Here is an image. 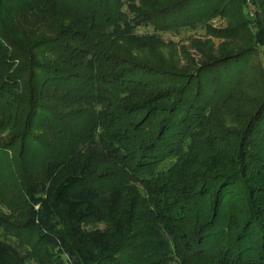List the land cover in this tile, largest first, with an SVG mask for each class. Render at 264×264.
<instances>
[{"label": "trees", "instance_id": "16d2710c", "mask_svg": "<svg viewBox=\"0 0 264 264\" xmlns=\"http://www.w3.org/2000/svg\"><path fill=\"white\" fill-rule=\"evenodd\" d=\"M251 1L253 18L243 0H0V161L25 200L14 238L0 224V264H264ZM230 4L217 46L189 40L199 60L156 53Z\"/></svg>", "mask_w": 264, "mask_h": 264}, {"label": "rangeland", "instance_id": "374dc122", "mask_svg": "<svg viewBox=\"0 0 264 264\" xmlns=\"http://www.w3.org/2000/svg\"><path fill=\"white\" fill-rule=\"evenodd\" d=\"M243 9L245 13L248 14L249 18H253L255 11L257 10L255 4L251 0H243ZM225 3V2H224ZM226 4V3H225ZM219 7V0H208V8H212L214 6ZM229 12L223 18H215L209 21V35L204 34V30L200 27L196 29L187 28L185 31H182L179 35L168 33L163 35V39L165 41H172L174 43V47H159L156 48V53L159 55H164L166 53H174L177 57H181L179 49L185 50L184 52L189 58H193L195 60H199V55L196 49V42L203 43L204 41H209L213 43L215 46L220 42L215 38L214 34L217 31L223 30L227 24L226 20H230L231 13L236 11L232 4L229 5ZM218 34V33H217ZM189 40H195L196 42L191 43ZM194 45V47H193ZM192 47V48H191ZM155 52V51H154ZM150 52H141L142 57L149 56L151 57ZM252 64L257 62V56L252 54L249 60ZM18 148V147H17ZM12 155L8 154L5 162L0 161V224L1 231L5 232L6 235L14 238L12 235L15 232L20 231L18 225V217L21 215L24 209V199L20 195V178L18 174L12 169L11 162L14 159L11 158ZM41 157L38 155L36 159V163L40 160ZM87 228H99L106 229L105 225H97V224H88ZM21 247L25 248L27 251L31 249V247L36 243V238L33 234L22 231L21 232ZM54 256H58L56 250L53 252Z\"/></svg>", "mask_w": 264, "mask_h": 264}]
</instances>
